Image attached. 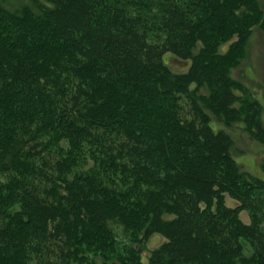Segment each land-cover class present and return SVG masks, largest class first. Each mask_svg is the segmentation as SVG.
Wrapping results in <instances>:
<instances>
[{"label": "trees", "instance_id": "obj_1", "mask_svg": "<svg viewBox=\"0 0 264 264\" xmlns=\"http://www.w3.org/2000/svg\"><path fill=\"white\" fill-rule=\"evenodd\" d=\"M256 32L258 0H0V264H97L115 228L158 240L128 264H264L227 132L264 143L230 72Z\"/></svg>", "mask_w": 264, "mask_h": 264}, {"label": "rangeland", "instance_id": "obj_2", "mask_svg": "<svg viewBox=\"0 0 264 264\" xmlns=\"http://www.w3.org/2000/svg\"><path fill=\"white\" fill-rule=\"evenodd\" d=\"M2 1L12 8L19 0ZM258 1L264 4V0ZM171 62L177 67H180V65L185 66V63L177 64L173 59ZM237 62L238 64L230 69L231 76L245 91L247 90L258 100L260 121L264 127V35L258 32L254 33L243 48V54L238 58ZM236 105L240 107L239 103ZM217 126L221 127V125ZM227 132L232 143L231 154L236 159L240 171L252 177L262 178L264 176V143L254 138L251 131L243 122L229 125ZM95 174L100 179L103 178L106 181L104 173L98 167ZM108 185L118 194H122L128 190V184L120 182L115 176H110L107 179L105 186ZM114 233L121 234V236H117L116 243L114 242L113 245L114 247L110 249V254L107 251L108 248H106V253L91 252L89 253L90 262L94 261L97 264H128L130 263L131 255L135 254L136 260L142 253V257H144L145 253H147L146 250L149 247H154L155 243H158V240L153 237L154 239L152 238L151 242L149 241L146 246L140 244V232H127L125 230L122 231L120 228H115ZM140 248L143 250L141 254L139 252ZM248 257H250V251L248 246H245L242 257L238 258L237 261L243 263Z\"/></svg>", "mask_w": 264, "mask_h": 264}]
</instances>
